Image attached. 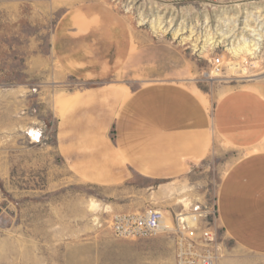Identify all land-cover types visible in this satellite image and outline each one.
<instances>
[{
    "label": "rangeland",
    "instance_id": "1",
    "mask_svg": "<svg viewBox=\"0 0 264 264\" xmlns=\"http://www.w3.org/2000/svg\"><path fill=\"white\" fill-rule=\"evenodd\" d=\"M251 1L264 3L228 5ZM151 4L186 14L199 39L209 28L193 22L192 14L218 6L195 0H0V264H174L172 234L118 238L110 228L112 216L157 209L171 226L176 215L196 204L216 207L219 183L238 153L214 140L200 163L173 180L131 175L118 184H98L74 177L57 155L59 115L74 96L95 85L66 74L54 57V32L69 11L107 10L129 28L134 45L155 46L156 56L169 61L170 70L162 71L161 63L151 78L125 80L126 95L171 77L196 93L209 111L235 88L264 96V37L255 58L236 59L223 45L194 52L171 31L156 35L148 24H139ZM215 55L221 58L217 74L210 62ZM180 69L183 75H169ZM180 198L189 205L178 203ZM92 202L99 206L93 208ZM209 220L221 248L217 264H264V254L240 249L223 236L217 218Z\"/></svg>",
    "mask_w": 264,
    "mask_h": 264
},
{
    "label": "crops",
    "instance_id": "2",
    "mask_svg": "<svg viewBox=\"0 0 264 264\" xmlns=\"http://www.w3.org/2000/svg\"><path fill=\"white\" fill-rule=\"evenodd\" d=\"M158 51L150 44L134 45L129 28L107 10L77 9L61 18L53 37L58 65L95 85L74 96L59 115L58 157L74 177L98 184H118L131 175L173 180L200 163L214 140L238 153L218 186V227L240 249L264 254V96L235 88L209 111L171 77L126 95L125 80L151 78L161 63L162 71L171 69Z\"/></svg>",
    "mask_w": 264,
    "mask_h": 264
},
{
    "label": "bare ground",
    "instance_id": "3",
    "mask_svg": "<svg viewBox=\"0 0 264 264\" xmlns=\"http://www.w3.org/2000/svg\"><path fill=\"white\" fill-rule=\"evenodd\" d=\"M143 11L140 15V25L148 24L149 30L156 35L171 31L174 39L180 37V41L190 42L194 52L200 50L202 53L223 45L236 59H244L245 56L255 58L259 52L260 43L263 42L264 3L251 1L227 6L218 5L209 13L206 10L201 15L194 12L192 21L200 22L201 26L209 28L204 29L200 39L196 37L194 27L187 25L189 17L184 13L176 12L174 8L151 4ZM145 14L148 16L146 17ZM231 68L235 69V67ZM164 191L161 189V192ZM181 202L183 206L189 205L186 198L178 199V203ZM91 205L93 208L99 206L95 202ZM162 224L169 227L170 221L167 218L163 219Z\"/></svg>",
    "mask_w": 264,
    "mask_h": 264
},
{
    "label": "built area",
    "instance_id": "4",
    "mask_svg": "<svg viewBox=\"0 0 264 264\" xmlns=\"http://www.w3.org/2000/svg\"><path fill=\"white\" fill-rule=\"evenodd\" d=\"M210 62L213 70L218 72L220 56H213ZM210 216L217 218L216 207L210 210L196 204L189 213L176 215L171 226L165 227L162 224V211L147 209L141 214L112 216L110 228L118 238L141 237L166 231L175 238L174 264H217L221 248L217 243V230L210 224Z\"/></svg>",
    "mask_w": 264,
    "mask_h": 264
}]
</instances>
